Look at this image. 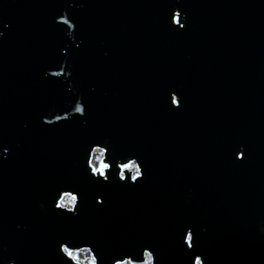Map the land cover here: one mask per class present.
Instances as JSON below:
<instances>
[{
	"label": "water",
	"instance_id": "95a60500",
	"mask_svg": "<svg viewBox=\"0 0 264 264\" xmlns=\"http://www.w3.org/2000/svg\"><path fill=\"white\" fill-rule=\"evenodd\" d=\"M81 249L264 264V0H0V264Z\"/></svg>",
	"mask_w": 264,
	"mask_h": 264
},
{
	"label": "rangeland",
	"instance_id": "374dc122",
	"mask_svg": "<svg viewBox=\"0 0 264 264\" xmlns=\"http://www.w3.org/2000/svg\"><path fill=\"white\" fill-rule=\"evenodd\" d=\"M101 156H102V151L100 149H96L94 152V156L92 159V163L94 164V166H99L100 164V160H101ZM130 169L133 170V173L137 172V167L136 164L134 162H132L129 166ZM74 198L70 195H65L61 201V204L70 207L73 204ZM71 255L78 261H80L82 264H93L94 259L92 257V254L90 253V251L88 249H81L79 251L76 252H72ZM147 260H150V255L146 254ZM119 264H131L129 261H125L123 263H119Z\"/></svg>",
	"mask_w": 264,
	"mask_h": 264
}]
</instances>
